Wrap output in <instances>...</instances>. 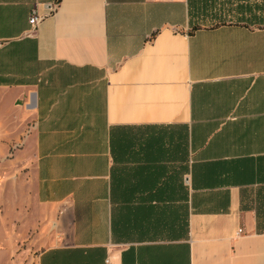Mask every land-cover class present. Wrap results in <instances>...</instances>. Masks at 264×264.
Instances as JSON below:
<instances>
[{"label": "crops", "instance_id": "crops-1", "mask_svg": "<svg viewBox=\"0 0 264 264\" xmlns=\"http://www.w3.org/2000/svg\"><path fill=\"white\" fill-rule=\"evenodd\" d=\"M224 1L0 0L36 264H264V0Z\"/></svg>", "mask_w": 264, "mask_h": 264}, {"label": "rangeland", "instance_id": "rangeland-1", "mask_svg": "<svg viewBox=\"0 0 264 264\" xmlns=\"http://www.w3.org/2000/svg\"><path fill=\"white\" fill-rule=\"evenodd\" d=\"M223 4L217 22H237L238 17L227 12L230 1ZM0 96V264H36L50 246L35 197L37 120L28 109L21 115L19 100L3 92Z\"/></svg>", "mask_w": 264, "mask_h": 264}, {"label": "built area", "instance_id": "built-area-1", "mask_svg": "<svg viewBox=\"0 0 264 264\" xmlns=\"http://www.w3.org/2000/svg\"><path fill=\"white\" fill-rule=\"evenodd\" d=\"M154 1H163V0H154ZM43 16L39 15L37 10H33L29 19V23L33 29L37 28L39 23L43 20ZM242 233V230L238 231V234ZM106 264H110V261L107 260Z\"/></svg>", "mask_w": 264, "mask_h": 264}, {"label": "trees", "instance_id": "trees-1", "mask_svg": "<svg viewBox=\"0 0 264 264\" xmlns=\"http://www.w3.org/2000/svg\"><path fill=\"white\" fill-rule=\"evenodd\" d=\"M191 24H192V29H193V31L199 29V28L201 27V25H202L200 22H196V23H194V22H193V19L191 20Z\"/></svg>", "mask_w": 264, "mask_h": 264}]
</instances>
